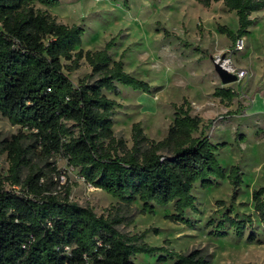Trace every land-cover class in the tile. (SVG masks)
Segmentation results:
<instances>
[{
  "label": "trees",
  "instance_id": "1",
  "mask_svg": "<svg viewBox=\"0 0 264 264\" xmlns=\"http://www.w3.org/2000/svg\"><path fill=\"white\" fill-rule=\"evenodd\" d=\"M196 1L205 7L222 1L236 12V31L218 26L233 43L250 34L252 13L264 9V0ZM123 2L128 5V0ZM35 3L57 7L61 0H0V113L20 127L11 137L0 134V154L6 153L9 161L7 174L0 177V264H136L134 256L139 253L160 254L162 262L210 264L203 249L181 253L150 245L146 241L150 229L121 233L118 226L131 220L120 206L129 208L139 200L141 212L153 213L155 206L174 203V212L166 217L194 227L185 213L199 211L193 192L197 183L208 189L227 180L232 203L241 192V167L227 170L216 154L226 144H215L203 135L202 118L192 115L191 104L184 100L174 105L175 118L163 139L149 138L136 122L129 147L114 133L120 104L106 92L118 94L122 84L150 93L152 86L125 70L126 50L120 59L112 57L120 34L101 49L84 50V27L60 22ZM82 60L91 66V73L75 85L65 69H79ZM214 94L221 100L237 95L231 88H217ZM58 155L86 182L118 199L116 212L98 215L93 208L71 201L69 189L64 195L56 193L54 174L60 170L50 159ZM252 200L264 225V186L253 190ZM249 222L250 217L241 219L227 209L207 225L213 237L225 238L232 229L243 238ZM246 240L264 243L254 231Z\"/></svg>",
  "mask_w": 264,
  "mask_h": 264
},
{
  "label": "rangeland",
  "instance_id": "2",
  "mask_svg": "<svg viewBox=\"0 0 264 264\" xmlns=\"http://www.w3.org/2000/svg\"><path fill=\"white\" fill-rule=\"evenodd\" d=\"M35 7L67 25L84 27V50L101 49L110 38L120 34L111 50L112 57L118 60L126 50L125 70L152 86L150 93L122 84H118V94L106 92L120 104L114 116V133L123 137L129 147L134 123L140 122L149 138L161 140L174 121V105L187 100L191 114L202 118L203 135L215 144H226L216 151L221 164L227 170L239 165L244 173V184L233 203L227 180H220L208 189L196 184L193 192L199 211L185 213L193 220L194 227L166 217L174 212V203L155 206L153 213L141 212L143 204L139 200L129 208L120 206L118 199L90 185L77 168L59 155L50 159L60 170L59 175L54 174L55 192L64 195L69 189L71 201L93 208L98 215L108 216L120 206L131 220L118 226L121 233L133 235L150 229L146 237L150 245H165L181 253L203 249L211 257L210 264H264V243L246 240L249 231L264 238V225L252 200L253 190L264 186V9L252 13L255 22L250 34L233 43L218 26L236 31L238 16L222 1L205 7L196 0H128L127 6L123 0H61L57 7L39 3ZM164 30L169 34L165 35ZM240 40L242 45L238 43ZM217 58L229 60L231 73L238 75L236 81L227 84L221 81L215 69ZM65 72L78 85L91 73V66L82 60L79 69L73 72L65 69ZM217 88H231L237 95L231 100H221L214 94ZM19 129L0 113L2 137H11ZM200 134L201 131L196 133ZM8 169L7 154H0V177ZM227 209L241 219L251 218L245 237H236L232 229L225 238L210 234L208 220H219ZM159 255L139 253L134 261L176 264L175 259L159 261Z\"/></svg>",
  "mask_w": 264,
  "mask_h": 264
},
{
  "label": "water",
  "instance_id": "3",
  "mask_svg": "<svg viewBox=\"0 0 264 264\" xmlns=\"http://www.w3.org/2000/svg\"><path fill=\"white\" fill-rule=\"evenodd\" d=\"M215 69L218 73V75L221 78V81L224 84L231 83L237 80V75L234 73L229 72L227 69L223 68L221 65L216 64Z\"/></svg>",
  "mask_w": 264,
  "mask_h": 264
},
{
  "label": "built area",
  "instance_id": "4",
  "mask_svg": "<svg viewBox=\"0 0 264 264\" xmlns=\"http://www.w3.org/2000/svg\"><path fill=\"white\" fill-rule=\"evenodd\" d=\"M238 43H239V45H242L243 44V40H240ZM215 63L221 65L223 68L227 69L229 72H231L233 70V68L231 67L228 59H224L223 61H220V58H217Z\"/></svg>",
  "mask_w": 264,
  "mask_h": 264
}]
</instances>
